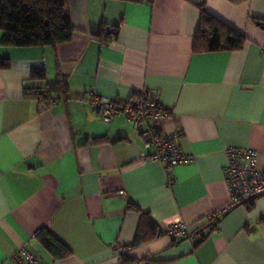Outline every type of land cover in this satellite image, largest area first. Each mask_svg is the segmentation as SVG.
<instances>
[{
  "label": "crops",
  "instance_id": "0c3cea01",
  "mask_svg": "<svg viewBox=\"0 0 264 264\" xmlns=\"http://www.w3.org/2000/svg\"><path fill=\"white\" fill-rule=\"evenodd\" d=\"M201 8L243 33L244 47L193 50ZM65 13L74 30L55 47L6 46L0 31L10 61L0 69V264H15L23 245L43 264H264V194L220 214L198 244L166 234L178 221L193 232L227 204V147L254 148L264 170V25L253 20L264 0H67ZM34 67L45 80L31 79ZM58 73L66 94L29 93ZM139 90L169 111L163 130L183 131L192 162L144 161L151 150L132 122L106 123L91 104ZM41 230L69 253L54 258Z\"/></svg>",
  "mask_w": 264,
  "mask_h": 264
},
{
  "label": "built area",
  "instance_id": "2783aa9c",
  "mask_svg": "<svg viewBox=\"0 0 264 264\" xmlns=\"http://www.w3.org/2000/svg\"><path fill=\"white\" fill-rule=\"evenodd\" d=\"M110 33H115L113 27H109ZM55 100H53L54 102ZM91 104L99 118L110 123L116 115L122 114L131 121L133 127L139 131L143 146L150 153H143L144 161L158 162L168 169L172 166L190 163L194 160L191 154H185L178 145L179 138L183 135L181 129L167 133L163 130V121L169 117V111L161 106L157 98L151 97L146 90H139L127 100H104L98 96L91 98ZM145 124L144 129H140ZM227 162L225 164L226 181L229 188V200L227 204L211 214H208L209 223L193 232L188 230L184 221L169 224L166 234L172 239H188L197 242L210 230L215 229V224L220 214L227 210L246 205L264 194V170L256 166L257 152L254 148H239L229 146L225 149ZM167 183L171 185L173 180L168 173ZM117 253L126 248L119 245L113 246ZM15 264H43L34 253L24 245L16 249L12 255Z\"/></svg>",
  "mask_w": 264,
  "mask_h": 264
},
{
  "label": "trees",
  "instance_id": "16d2710c",
  "mask_svg": "<svg viewBox=\"0 0 264 264\" xmlns=\"http://www.w3.org/2000/svg\"><path fill=\"white\" fill-rule=\"evenodd\" d=\"M121 1L138 3L145 0ZM66 4L67 0H0L1 43L15 47H55L57 44L69 41L74 29L70 18L65 13ZM253 20L264 25V18L254 17ZM104 28L105 26L102 25L100 32L96 35L103 34L105 36ZM246 42L247 38L243 33L220 21L204 8L200 9L193 50L233 51L242 49ZM9 66L8 58H0V69H7ZM46 75L44 67H34L31 70L32 80L43 81L46 79ZM57 75L58 78L55 82L46 83L41 87H33L29 93L47 103L57 99L54 95L66 94L67 83L60 73ZM218 221L219 219L215 226ZM36 237L39 243L56 259H61L69 253L67 247L47 230L39 231ZM204 237L202 236L195 244H198ZM125 262L127 259H124Z\"/></svg>",
  "mask_w": 264,
  "mask_h": 264
}]
</instances>
